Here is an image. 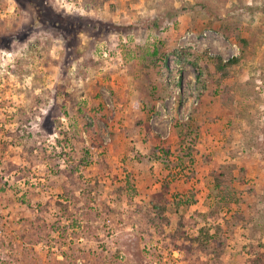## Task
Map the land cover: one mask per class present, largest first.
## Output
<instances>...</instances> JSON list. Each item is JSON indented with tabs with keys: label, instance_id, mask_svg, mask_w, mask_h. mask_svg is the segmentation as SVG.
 <instances>
[{
	"label": "rangeland",
	"instance_id": "rangeland-1",
	"mask_svg": "<svg viewBox=\"0 0 264 264\" xmlns=\"http://www.w3.org/2000/svg\"><path fill=\"white\" fill-rule=\"evenodd\" d=\"M0 264H264V0H0Z\"/></svg>",
	"mask_w": 264,
	"mask_h": 264
},
{
	"label": "trees",
	"instance_id": "trees-1",
	"mask_svg": "<svg viewBox=\"0 0 264 264\" xmlns=\"http://www.w3.org/2000/svg\"><path fill=\"white\" fill-rule=\"evenodd\" d=\"M220 63H223L220 61ZM163 144H165L162 141ZM216 177V176H214ZM218 187V197L221 201H223L224 203H226V205L229 204H237L239 202V198L236 195V190H234V188L230 185V186H226L227 188H223L221 187V183H217L216 185ZM211 215V212L206 215V218H208V216Z\"/></svg>",
	"mask_w": 264,
	"mask_h": 264
}]
</instances>
